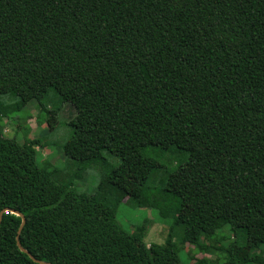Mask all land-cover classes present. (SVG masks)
I'll use <instances>...</instances> for the list:
<instances>
[{"label":"trees","instance_id":"obj_1","mask_svg":"<svg viewBox=\"0 0 264 264\" xmlns=\"http://www.w3.org/2000/svg\"><path fill=\"white\" fill-rule=\"evenodd\" d=\"M55 97L74 110L61 145L74 174L112 165L167 231L149 244L144 226L128 233L101 175L79 192L38 163V138L0 126V211L25 216L35 259L181 264L188 242L191 264H264V0H0V121L28 105L56 115ZM20 221L1 217L0 264H39L16 245Z\"/></svg>","mask_w":264,"mask_h":264},{"label":"rangeland","instance_id":"obj_2","mask_svg":"<svg viewBox=\"0 0 264 264\" xmlns=\"http://www.w3.org/2000/svg\"><path fill=\"white\" fill-rule=\"evenodd\" d=\"M146 24L140 26V33L144 32L147 27ZM148 31V29H147ZM54 106L58 107V112L56 115L53 113H48L47 116L38 120L40 113L33 105H28L22 111L18 113H13L11 118L2 119L0 121V126L3 128V133L7 137H15L18 141H23L24 136L27 138H38L40 142L44 145H36L35 149L37 152V161L41 165L46 163L48 169H53L56 172L54 175L59 181L70 183L71 187L79 192H85L87 194L93 193L99 182L100 175L103 178V187L108 188V192L120 197L122 202L119 204L116 212L117 223L128 233L134 232L138 226H144L146 235L144 241L149 243H163L166 237L167 226L165 222L159 216L156 208H151L146 205L138 206L135 202L134 187L131 179L126 177H118V171L112 167H108L102 170L88 165L84 168L80 174H74L72 166H74L67 158L63 155L61 145L65 142L68 135L69 129L65 124L69 117L74 113L72 106L66 102H60L56 97L54 98ZM2 106L0 104V112L2 111ZM27 118L17 119L19 115H26ZM29 114V115H28ZM16 121V122H15ZM16 123L22 126L23 129L16 131ZM27 131V132H24ZM23 132V133H22ZM107 155V154H106ZM171 158L169 153H161L160 159L165 162L168 169H172L177 163L181 164V168H186L187 163H185V158H174L172 162H168L167 158ZM111 164L116 165V159L110 160ZM164 175V170L160 169L153 173V178H159ZM70 179V180H69ZM122 179V180H120ZM121 182L117 185L116 183ZM135 188V187H134ZM105 192V189L100 191L99 196ZM155 193V191H153ZM162 194V193H160ZM167 194V193H166ZM132 197V198H131ZM160 201L165 205L169 204V200L166 197L160 199ZM220 224L217 229L223 227L219 230V234L223 235V243L229 242V232L228 226H223ZM213 227L209 228V231H213ZM216 230V232H217ZM251 242H248L247 248L250 246ZM246 249L241 252V255L245 253ZM264 255V248L262 250ZM193 255L194 257L190 258ZM178 256L181 264H191L196 256H201L200 253H196L193 249V245L188 242L180 243V248L178 251ZM215 259L216 262L213 264H224L222 259L217 254L207 255Z\"/></svg>","mask_w":264,"mask_h":264},{"label":"water","instance_id":"obj_3","mask_svg":"<svg viewBox=\"0 0 264 264\" xmlns=\"http://www.w3.org/2000/svg\"><path fill=\"white\" fill-rule=\"evenodd\" d=\"M8 211H9L10 213H13V214H15V215H17V216H19V217L21 218V221H20V224H19L18 229H17V231H16V236H15L16 245L18 246V248H19L21 251L26 252V253L28 254V256H29L33 261H35V262H37V263H39V264H51V263H49V262H45V261H41V260H37V259H35V258L31 255V253H30L29 251H27L26 249H24V248L21 246V244H20V242H19V234H20V232H21V230H22V228H23V226H24V224H25V221H26L25 216H24L21 212L15 210V209L3 208V209L0 211V220H1L2 215H3L4 213L8 212Z\"/></svg>","mask_w":264,"mask_h":264}]
</instances>
